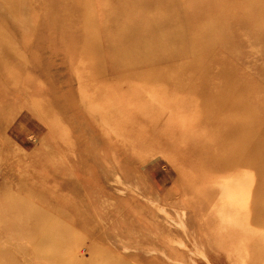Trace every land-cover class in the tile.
Listing matches in <instances>:
<instances>
[{"label":"rangeland","instance_id":"rangeland-1","mask_svg":"<svg viewBox=\"0 0 264 264\" xmlns=\"http://www.w3.org/2000/svg\"><path fill=\"white\" fill-rule=\"evenodd\" d=\"M0 264H264V0H0Z\"/></svg>","mask_w":264,"mask_h":264}]
</instances>
